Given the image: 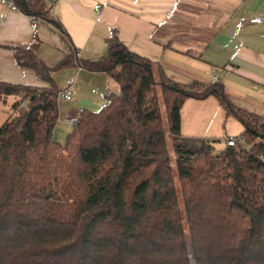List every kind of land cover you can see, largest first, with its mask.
I'll list each match as a JSON object with an SVG mask.
<instances>
[{
    "label": "trees",
    "instance_id": "trees-1",
    "mask_svg": "<svg viewBox=\"0 0 264 264\" xmlns=\"http://www.w3.org/2000/svg\"><path fill=\"white\" fill-rule=\"evenodd\" d=\"M13 2L67 35L42 0ZM12 49L46 84L0 80V110L11 99L0 113V264H264L263 117L219 81H174L112 32L105 56L78 65L118 90L82 109L62 145L52 68L34 43ZM207 96L243 125L233 144L181 134L184 100Z\"/></svg>",
    "mask_w": 264,
    "mask_h": 264
},
{
    "label": "crops",
    "instance_id": "crops-1",
    "mask_svg": "<svg viewBox=\"0 0 264 264\" xmlns=\"http://www.w3.org/2000/svg\"><path fill=\"white\" fill-rule=\"evenodd\" d=\"M42 2L67 35L48 20L32 18L0 2V80L46 84L14 59V46L34 43L36 56L52 68L53 81L71 90L70 99H63L65 109L58 106V118L77 116L82 109L96 110L107 93L118 90L108 73L78 65L79 60L105 56L112 32L130 50L158 64L174 81H219L234 106L264 118V19L257 24L242 20L264 14V0ZM68 53L72 61L55 68ZM242 129L241 122L226 113L213 96L189 97L180 107L183 135L223 139L237 136Z\"/></svg>",
    "mask_w": 264,
    "mask_h": 264
},
{
    "label": "built area",
    "instance_id": "built-area-1",
    "mask_svg": "<svg viewBox=\"0 0 264 264\" xmlns=\"http://www.w3.org/2000/svg\"><path fill=\"white\" fill-rule=\"evenodd\" d=\"M0 2L2 4H5L6 6H8L10 9H18L15 5V3L13 2V0H0ZM32 18H34V16H31ZM264 19V14H260V15H256V16H252V17H244L242 20L246 21L248 23H252V24H257L260 23L262 20ZM36 23L33 22V26H35ZM214 79H217V76L214 77ZM57 96L63 98V99H70L71 97V90L70 88L64 87L61 88L57 91ZM25 104V100H22L21 105ZM59 120H62L68 124L74 125L77 121V116H62L60 118H58ZM235 142V138L232 135H228L226 137V143L231 145Z\"/></svg>",
    "mask_w": 264,
    "mask_h": 264
},
{
    "label": "rangeland",
    "instance_id": "rangeland-1",
    "mask_svg": "<svg viewBox=\"0 0 264 264\" xmlns=\"http://www.w3.org/2000/svg\"><path fill=\"white\" fill-rule=\"evenodd\" d=\"M57 86L59 87V89L61 87H63V85H61L59 83L57 84ZM57 100H58L59 108L61 107L62 110L65 109V106L67 104L66 101L63 100V98H61L59 96H57ZM10 101H11V99L8 98L7 103L1 105V110H0L1 117L5 116V109L7 108V104L10 103ZM72 127H73V125H71V124H61V122L56 121V124L54 125V128H53L52 138L55 141H57L63 145V143L65 142L67 132H69L72 129ZM220 145H221L220 143L214 144L215 147H219ZM180 206H181V203H180ZM182 216H183L182 220H183L184 226L187 227V224L185 221L186 220L185 215L183 214V212H182Z\"/></svg>",
    "mask_w": 264,
    "mask_h": 264
}]
</instances>
